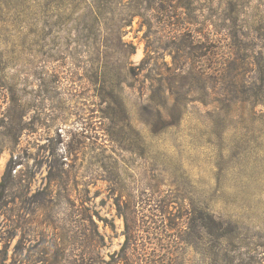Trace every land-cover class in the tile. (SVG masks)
Returning <instances> with one entry per match:
<instances>
[{
  "label": "rangeland",
  "instance_id": "1",
  "mask_svg": "<svg viewBox=\"0 0 264 264\" xmlns=\"http://www.w3.org/2000/svg\"><path fill=\"white\" fill-rule=\"evenodd\" d=\"M8 163L0 264H264V0H0Z\"/></svg>",
  "mask_w": 264,
  "mask_h": 264
},
{
  "label": "trees",
  "instance_id": "2",
  "mask_svg": "<svg viewBox=\"0 0 264 264\" xmlns=\"http://www.w3.org/2000/svg\"><path fill=\"white\" fill-rule=\"evenodd\" d=\"M13 169H14V166H10V164L8 163V165H7L6 169H5V172L2 175V177H1V180H0V203L2 202V200H3L4 196H5V193H6L7 189L11 185V182H12V171H13ZM154 194H155V196H154ZM154 194H153V198L150 200V201H152L154 203H149L147 205L148 206V210L147 211L150 214L151 213H156L157 216H167L169 214L168 213V211H169V209H168L169 208V205H167V203H166L167 200H165V196H162L161 197V195H160L159 192H156ZM122 206H124L126 209H123ZM116 207H117V210L120 212V215L123 216L124 218H126L127 217V214L129 213L128 205H124V204L120 203L119 201H116ZM191 220L192 219H190V222H191ZM214 220L215 219L213 217L212 218H210V217L209 218L208 217H204V219L202 221H200V223H199L198 226L199 227H202L203 229L204 228H208V229H213L215 231V228L219 226V223L218 222H215ZM195 226H197V224ZM216 230H218V229H216ZM130 231L134 232L135 231V227L132 226L130 228ZM123 248L125 250H127L129 248V246H127V243H126V245L124 244ZM143 249H145V248H143ZM135 250H137V249H135ZM142 252H145V251L143 250ZM157 264H160V262L157 263Z\"/></svg>",
  "mask_w": 264,
  "mask_h": 264
}]
</instances>
